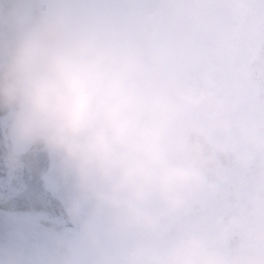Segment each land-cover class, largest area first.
<instances>
[{"label": "clouds", "instance_id": "9594fccd", "mask_svg": "<svg viewBox=\"0 0 264 264\" xmlns=\"http://www.w3.org/2000/svg\"><path fill=\"white\" fill-rule=\"evenodd\" d=\"M171 30L130 0H0V136L71 184L96 264H236L234 176L264 157L238 84L193 88ZM243 214L257 220L264 195ZM111 243L112 247L106 244Z\"/></svg>", "mask_w": 264, "mask_h": 264}, {"label": "rangeland", "instance_id": "374dc122", "mask_svg": "<svg viewBox=\"0 0 264 264\" xmlns=\"http://www.w3.org/2000/svg\"><path fill=\"white\" fill-rule=\"evenodd\" d=\"M130 2L150 17H159L171 30L180 65L193 88L201 87L205 73H211L222 90H230L236 83L242 110L264 118V103L258 101L259 91L248 72L249 62L264 40V0Z\"/></svg>", "mask_w": 264, "mask_h": 264}, {"label": "water", "instance_id": "95a60500", "mask_svg": "<svg viewBox=\"0 0 264 264\" xmlns=\"http://www.w3.org/2000/svg\"><path fill=\"white\" fill-rule=\"evenodd\" d=\"M249 68L250 78L263 99L264 42ZM4 151L0 136V264H18V259H24L19 252L24 251L29 259H46L38 253L30 255L35 250L32 245L48 243L53 228V236H63V248L70 246L85 232L89 209L70 212L71 184L55 169L46 152L39 148L30 151L23 157L22 167L11 170L4 162ZM18 235L27 245L21 244Z\"/></svg>", "mask_w": 264, "mask_h": 264}, {"label": "flooded vegetation", "instance_id": "af4514ba", "mask_svg": "<svg viewBox=\"0 0 264 264\" xmlns=\"http://www.w3.org/2000/svg\"><path fill=\"white\" fill-rule=\"evenodd\" d=\"M234 180L241 193L242 219L237 233L228 242L225 251L233 253L234 246L243 243L246 247L236 264H264V206H262L260 217L255 221L247 220L243 216L251 207L248 198L264 195V157L258 156L246 171L237 172ZM90 246L85 235L75 241L72 246V255H70L73 258V264H96V250ZM106 246L112 247V244L107 243ZM71 262L69 260L66 263Z\"/></svg>", "mask_w": 264, "mask_h": 264}]
</instances>
